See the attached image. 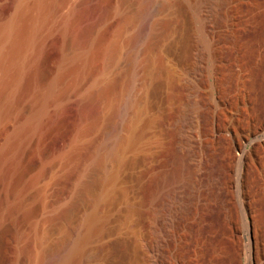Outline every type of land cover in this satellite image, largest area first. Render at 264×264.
<instances>
[{"label":"bare ground","instance_id":"1","mask_svg":"<svg viewBox=\"0 0 264 264\" xmlns=\"http://www.w3.org/2000/svg\"><path fill=\"white\" fill-rule=\"evenodd\" d=\"M126 1L129 0H119V25L103 45L101 27L105 26L112 13L110 5L103 0H76L63 16L59 30L56 29L58 33L52 34L54 36L48 33L44 35L42 27L47 15L57 5L55 0H14L12 12L0 20V125L11 113L16 114V122L0 142V186L4 188L0 194V221L16 208L20 207L21 218L30 211L23 200L25 197L21 199L17 196L18 191L25 189V183L30 187L35 179L31 177L23 182L28 171L22 174L25 166L21 162L28 147L34 148L42 161L57 155L70 162L80 159L78 157L84 148L90 146L87 143L89 146L85 144L84 147L81 142L86 130L80 121L94 115V106L115 89L116 82L110 69L123 45L129 64L125 86L112 105L113 112L106 125L104 140L97 147L91 145L88 153L90 163L92 161L88 167L90 172H104L99 179L81 180L77 185L79 194H85L92 187L100 189L91 200L95 211L86 214L81 226L68 229L65 239L57 248L46 251L45 255H50L52 259L45 264H79L92 239L114 231L122 235L113 243L112 253L116 260L112 264H166L164 259L167 257L164 258L160 250L161 255L159 252L151 255L156 248H162L165 254L168 251L172 264H238L240 259L237 258L242 251L253 264L252 246L239 251L230 249L228 246L234 245L226 243L225 232L221 228L219 231L212 226L210 232L204 233L206 224H203L202 217L211 215L213 201L220 190L233 194L242 213V221L245 226L250 225L247 221L249 203L256 201L257 181L251 178L246 164L248 161L254 162L253 151L262 143L264 133L251 105L252 97L264 95V0L258 14L250 13L246 20L244 18L247 35L254 36L244 47L245 73H242L245 79L242 80L241 73V78L238 76L239 79L232 84L222 80L219 84L213 82V90H205V87L209 85L210 75L221 69L223 61L218 33L223 31L221 28L231 25L230 7L235 0L187 1L189 23L185 29L188 31L183 41H180L179 35L171 40L168 50L171 65L166 64L158 48L177 27L164 14L174 9L180 0H135L136 8L132 13L122 10ZM190 31H194L193 36ZM237 39L238 36L235 43ZM49 44L60 49V58L56 59L51 73L43 78L37 73L40 72L43 51ZM99 53L104 57L103 66L92 85L86 83L89 87L78 101L80 118L77 125L73 123L76 125L72 129L74 135L62 136L72 100L66 76L79 66L89 71ZM152 61L157 63L155 70L150 68ZM170 72H177L179 79L170 86L163 114L153 122L155 131L160 132L156 140L157 149L135 164V171L125 177L127 189L120 191L122 197L135 195L137 202L129 201L125 210L136 216L125 229H109L111 215L99 213L98 210L107 202L117 204L118 197L108 189L114 186L120 175L118 167L130 164L124 160L126 151L134 149L146 137L143 124L135 126L137 118L143 115L145 103L139 88L148 86L149 75L155 79L160 74ZM37 78L43 80L38 81L42 82L38 87ZM215 88L219 89L218 94H215ZM148 89L147 94L159 95L157 86ZM23 96L26 99L28 96L29 100L28 105L24 102L25 107L20 106ZM208 102L211 105L215 103L223 113L213 114V108H210L213 105L208 106ZM150 121H146L148 126ZM48 136L59 138L56 148L51 145V140L48 141ZM221 140L227 142L218 157L216 145ZM249 141L253 143L250 150L246 149V142ZM108 161L112 163L111 167H106ZM48 169L47 165L43 166V172ZM163 198L168 199L167 208L164 206L166 203L162 204ZM76 207L73 201L67 208L46 219L53 222L66 217ZM231 214L227 210L225 220L230 221ZM194 218L199 221L200 232L197 236V231L191 229ZM178 219L183 220L182 227L177 223ZM258 228L255 248L258 261L264 264L263 230ZM161 230L167 236L174 237V242L170 239L174 243L172 246ZM191 230L196 237L189 234ZM159 233L165 235L163 239ZM234 233L239 234L237 230ZM150 235L155 237L152 242ZM35 247L32 242L24 246L31 256L35 255ZM106 249V246L101 247L96 255H102Z\"/></svg>","mask_w":264,"mask_h":264},{"label":"rangeland","instance_id":"2","mask_svg":"<svg viewBox=\"0 0 264 264\" xmlns=\"http://www.w3.org/2000/svg\"><path fill=\"white\" fill-rule=\"evenodd\" d=\"M13 1L14 0H0V6H1L0 7V20L5 19L10 14V12H12L13 10L12 4H14ZM75 1L76 0H55V5L56 4L57 5L52 9L53 12L51 11V13L47 15L48 16L47 20L45 19L46 21L44 23V26L42 27V32L44 35H46L47 33L48 35L49 34L56 35L58 33V32L56 33V31L59 30L58 27H60L62 24V20L64 18L63 16L68 12V10L71 8L72 4L75 3ZM134 1L135 0L126 1L124 5L122 6L123 7L122 10H125V12L127 13H132L136 8ZM187 1L188 0H185V1L180 0L179 2L180 5L179 3H178L179 6L176 5L178 9L175 6L174 9L164 14L165 18L172 19L174 21V26L175 27L177 26L175 29L172 30V33L168 34L169 36H167V39H165L158 48L159 54L165 58L166 64L168 63L169 65H171V60H170L171 55L168 50H169V44L171 43V40H173L175 36L177 37V35H179V37H181L180 41H183L182 38L184 39V37L187 34L186 32L188 31L187 29H185V27L189 23V20H188V12H189L188 9L189 8H188ZM103 2L105 4L110 5V7L112 8V13H110V15L108 16L105 26L101 27L102 28L101 30L103 31V32L101 31V33H103L102 34V42H103L102 45L105 42H107L108 38L112 37L110 35L113 34V32L115 31V28L118 27L120 15H121V11L119 10V3H120L119 0H106V1L103 0ZM235 2H233L234 4L232 3V6L230 7V12H231L230 22L232 26L228 24L229 27L227 25L226 27L221 28L223 30L222 31L223 33L221 32V29H220L221 33H218V36L220 35L221 37V38L218 37L220 40L219 52L223 60L221 61V69L216 71L214 74L212 73L213 74V75L211 74L212 76L210 75V80H209L210 82H209V85L205 87L206 88L205 90H208L211 88H212L211 90H213L212 84L214 83L219 84L222 81L227 84L235 83L236 80L239 79L238 76L241 78L240 74L242 72L245 73V69H244L245 68L244 66L245 65L244 63L245 43L248 40L252 41L254 38V36L249 37L247 35L246 27H245V22H246L245 20L248 18L250 13L258 14V12L263 8L261 7L263 3H262V0H237V1L235 0ZM240 18H242L243 20ZM241 21L243 22L245 21V22L243 23ZM174 30L176 31L174 32ZM190 32L192 34L191 36H193L194 34L192 32L194 31H190ZM127 35L128 33L125 34V36ZM236 36H238L237 43H235ZM250 38H252V40ZM234 43L238 45L236 46ZM122 46L119 49L120 51L117 53L114 64L110 69V73L112 77L115 79L114 81L116 82L115 89L111 90L109 95H107L108 97L102 99L100 103L97 104L98 106L97 105L94 106L95 107L94 110L96 111V112L94 110L92 111L93 113L95 112L94 115H91V116L88 115L87 117L83 118V120L81 119L80 121V123L82 122L83 128L86 130L85 135L81 137L82 138L81 142L84 144V147H86V145L88 144L90 146L92 145V147H97L104 140L106 129H107L106 125H108L110 116L113 112L114 106L112 107V105H114V101L119 96L120 91H122V87L124 88L125 86L129 64H128V60L125 55V49ZM233 47H235V49ZM238 47L240 48V50H238L239 49ZM45 49L46 50H44L42 54L43 56H42V60L40 63L41 65H39L40 72L38 71L39 69L37 70V72L40 73V74L39 73L37 74L43 78L47 77L48 74L51 73V70L53 69L55 62L58 60L57 58H60V53H59L60 49H57L56 45L49 44V46H47ZM103 58H104L103 54L99 53L94 63L92 64V68L89 69V71H86V69L83 68L84 66L83 67L79 66L78 68L76 67L74 70H72L73 72L70 71L68 75L66 76V82L68 81L67 85L70 88L72 100L70 101L69 103L70 105L68 106L69 114H68L67 122L64 126L65 129L63 128V131H62L63 133L62 136L74 135L73 130L76 127L77 123L79 122L78 119L80 118V115L78 114L79 112L78 106L80 102L79 100L84 95L85 91L88 89L89 87L88 85H92L93 83L92 81L98 77L101 66H103ZM152 62H151L150 68L152 70H155L157 68L156 66L157 63H155L156 61L155 62L152 61ZM244 73L241 74L243 75L242 80L245 79ZM42 74H44L45 76ZM147 79H149L148 86L146 87L141 86L139 88V93L144 95V101L146 104L144 103V106H143V112H142L143 115L137 118L136 120L137 125H135L136 127L138 126L140 127L143 124L144 129H146L145 131L146 137L144 138L145 140H142L141 141L142 144L140 142V144L134 147V149L126 151V154L124 155V158H125L124 160L126 162L128 161L127 163H130V164H128V166L127 164H125L124 166L121 165V168L118 167L119 171L121 170V172H119L120 175L116 183L114 184L115 187L113 185L111 186V188H109L110 186L108 187L109 189H111V190L108 189V192L110 191L113 193V195H116L118 197L117 204H112L110 202H107V203H104L101 206L102 208L98 210L99 213H108L109 215H111L110 217H112L111 218L112 221L108 225L109 229H114V228H118V230L120 228L125 229L127 228L129 222L132 219H134L136 216L134 215V213H130L125 210L126 204L129 201L137 202L135 195H130L128 193L129 195L122 197L120 195V191L127 187L126 185L128 184V181L125 177H127L128 174L135 171V166H136L135 164H138L144 157H146L147 155H149L150 153H152L153 151L157 149L156 140H157V137L160 136V132L155 131L156 130L154 128L155 123L153 122L159 119V117H161V115L163 114V107L167 103V99H168L167 94L169 92L170 86L173 83H176L179 77H178L177 72H172V73L170 72V73L160 74L155 79H152L149 75ZM36 80H37V87H38L41 85L43 80L42 78H37ZM38 81H42V82H38ZM156 86L159 92L158 96H152V95H149V93L147 94L148 92L147 90H149L148 87L154 88ZM214 90H215V94H218L217 90L219 89L215 88ZM26 95L24 96L26 97ZM24 96L20 100V106H23V107L26 106V105H23L25 104L24 102H26L27 105L29 103V100L27 101L28 96H27V99ZM251 100H252L251 105L253 108L252 110L254 111V114L257 113L256 118H257V121L260 123V125L263 126L261 127L262 132H263L264 131L263 130L264 129V95H259L258 97H255V98L252 97ZM21 101L23 102L22 104H21ZM108 102L110 104H108ZM208 104H209L208 106L213 105L212 107H210V108H213L212 109L213 114L219 115L220 113L221 115L223 113V111H221V109L218 108L217 105H214L215 103L211 105V103L208 102ZM229 111L233 112V109L231 111L229 108ZM15 116H16L15 113H11L1 123L0 142L3 141V138H5L7 132L12 128L13 124L16 122ZM147 120L148 121L151 120L150 122L152 124L149 122L150 125L148 126L147 125L148 123H146ZM73 123L76 125H74ZM263 137H264V133H262V140H263L262 143H260L259 146H257L253 151L254 157H255L254 162L248 161L249 163L247 162L246 164V167H248L246 169L248 173L251 175V178L252 179L254 178L253 180H255V182L257 181L256 182L257 192L255 193L256 195L254 198V200L256 201H254V203L252 202L249 203V215L247 216V221H249L250 225L245 226L244 221H242L243 217L240 216L242 215V213L240 212V209L238 210L239 207L237 206V203H236L235 198L233 197V194L224 193V192H221L220 190H218V194H216L217 198L214 200L215 202L213 201L214 206H212L213 208L211 207L212 208L211 215L206 214L205 216L202 217L203 224L204 225L206 224L204 226L205 229L203 228L204 233H206V231L208 233V230L210 232L212 228H215L216 230H219V228H221L220 230H222V232L224 230L225 232L224 237H226L225 239V241L227 240L226 243L229 245H234V247L227 245L230 249H235L239 251V249H244L247 246H252V254L255 259V262L253 264H261V262L258 261V258H259L258 252L255 248V243L257 241V236H258L257 227H259L258 230L259 229L263 230L262 234L264 236V148H263L264 138ZM47 139L48 141L51 140L50 142L52 146H54L55 148L57 147V144L59 142H56V141L59 140V138H55V137L52 138L48 136ZM226 142H227L226 140H221V142H219L216 145V148H217L216 152L218 154L217 155L218 157L220 156L222 152L221 150L223 149L224 143ZM246 143H247L246 149L250 150L252 148L253 143L251 141L246 142ZM90 146L84 148L82 154L78 157V158L81 157L80 159H76L75 161H70V162H66L64 159H62L61 157L57 155L51 156L50 158H47L46 160L42 161L39 158V156H37V153H35L36 150L34 148L28 147L26 149V152H24L25 156L24 155L22 156L24 157L22 158L24 160L21 163L22 165L25 166L23 168L24 173L22 172V174H25L26 170L28 171L26 172L28 174L27 176L25 174V176L23 177L24 178L23 182L25 181L27 182L29 178L31 177L35 179L32 185H30V187L27 183H25V189L22 190L21 192L18 191V193L19 194L21 193V194L20 195L18 194L17 196H19L21 199L22 197L23 198L25 197L23 200L27 204V205L25 204L27 208L30 207V211L26 212L25 217L21 218L20 217V207H19L18 209L16 208L14 211H12V214L10 213V215L8 214L3 219H1L2 221H0V264H45L48 259L49 261L52 259L50 255H45L46 251L57 248L65 239L68 229L72 227H77V225L81 226V223L84 221L86 214L95 211V209L91 205V200L93 196L100 191V189L97 187H94V188L92 187V189H90L89 191H86L85 194H79L77 191V185L81 180L93 181V180H96L97 178L99 179L100 176L104 172L103 170L96 171L94 173L90 172V168H88L92 164V161L90 163L91 158L89 159L88 157ZM29 150L30 152H28ZM44 165H47L49 167L48 171L46 172H43ZM108 166L109 167L112 166V163L110 161L106 163V167ZM30 172L33 174H31ZM0 191H1L0 194L2 195V192H4V188H2L1 186H0ZM167 200H168L167 198H163L162 204L166 203ZM73 201L77 204V207L74 210L70 211L66 217L57 218L53 222L47 221L46 218H48V216L55 215V213L57 214L59 211L67 208L69 204H71ZM251 204H253L254 206ZM164 206H166L167 208L168 206L167 203L164 204ZM227 210H230L232 213L230 215L231 216L230 221L225 220V215H226ZM13 212H15V215ZM178 220H177V223L181 224L180 227H182L181 222L183 220L180 219L179 220L180 222H178ZM194 221L192 223L193 227H191V229L192 230L194 229V231H197L196 233V236H197L200 232L198 231L200 229L199 223H198L199 221L197 218L196 219L194 218ZM194 224L195 225L197 224L198 226L196 225L197 226L196 227ZM192 230L189 231L191 232L189 234L190 235L193 234L192 235L193 237L195 232L193 231L194 232L193 233ZM235 230H237L239 234L236 235L234 233ZM162 232L165 233L166 236L163 233L161 234L159 233L160 234L159 236H161L162 239L164 236L167 239L169 238V241L171 242L170 245L172 246L174 244L173 243L174 237L171 235L167 236L166 232L164 231ZM121 235L122 234L120 232L114 231V232L106 233L105 235L92 239L87 244L86 253L79 264H112L113 261L116 260V257L112 253L113 251L112 246H113L114 241L119 239ZM182 235H184V233ZM150 236H151L150 240L152 242V240L155 239V237L153 235H150ZM170 239H172L173 242ZM28 242H32L34 247L36 245V247L34 248L36 249L35 255L31 256L25 250L24 246ZM229 242H231V244ZM104 246H106L107 248L105 252L102 255L97 256L96 254L98 250ZM155 250H158V251H155ZM155 250L153 249L152 253L150 252L151 255L152 254L157 255L156 253L158 252H159V255L163 253L162 255L165 256L164 258L167 257L166 259H164L166 260L165 261L166 264L168 260L170 263L172 258L169 257L171 255L168 256V254H170L168 253V251L165 254V251L162 248L161 249L156 248ZM159 250L161 251V254ZM153 252H156V253H153ZM241 253L243 254L241 255ZM40 254H42L43 256L45 255V257L43 258V256H41ZM238 257L239 258H237V260L240 259L238 260L240 263H238L237 261L238 264H252L247 260L245 253L243 251L240 252V255ZM170 264H172V261Z\"/></svg>","mask_w":264,"mask_h":264}]
</instances>
